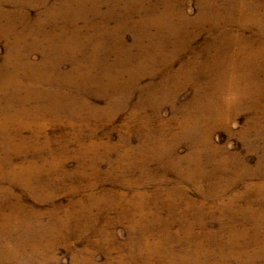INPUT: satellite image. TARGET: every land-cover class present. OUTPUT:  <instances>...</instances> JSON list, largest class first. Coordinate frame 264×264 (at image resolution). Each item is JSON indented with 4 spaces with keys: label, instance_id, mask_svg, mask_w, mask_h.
Segmentation results:
<instances>
[{
    "label": "rangeland",
    "instance_id": "rangeland-1",
    "mask_svg": "<svg viewBox=\"0 0 264 264\" xmlns=\"http://www.w3.org/2000/svg\"><path fill=\"white\" fill-rule=\"evenodd\" d=\"M0 264H264V0H0Z\"/></svg>",
    "mask_w": 264,
    "mask_h": 264
}]
</instances>
